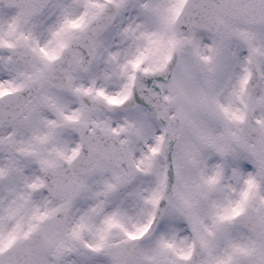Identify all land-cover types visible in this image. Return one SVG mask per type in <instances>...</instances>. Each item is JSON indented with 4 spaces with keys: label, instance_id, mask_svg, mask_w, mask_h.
<instances>
[{
    "label": "snow or ice",
    "instance_id": "obj_1",
    "mask_svg": "<svg viewBox=\"0 0 264 264\" xmlns=\"http://www.w3.org/2000/svg\"><path fill=\"white\" fill-rule=\"evenodd\" d=\"M0 264H264V0H0Z\"/></svg>",
    "mask_w": 264,
    "mask_h": 264
}]
</instances>
